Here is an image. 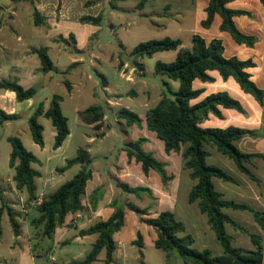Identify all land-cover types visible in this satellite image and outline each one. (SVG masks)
Listing matches in <instances>:
<instances>
[{"label":"rangeland","instance_id":"rangeland-1","mask_svg":"<svg viewBox=\"0 0 264 264\" xmlns=\"http://www.w3.org/2000/svg\"><path fill=\"white\" fill-rule=\"evenodd\" d=\"M184 1L126 0L117 2V7L113 9L109 5V0H35L34 3L0 0V27L2 28L0 30V80H17L22 86L34 87L37 91L31 103L28 100L18 102L16 99L14 101L0 99V105L5 103L7 108L13 107L12 113L18 115V118L6 122L4 127L0 128L1 183L5 184L4 180L13 177L15 173L9 166L11 145L7 138L12 135L18 136L26 149L39 159L38 163L33 164V167L41 173L37 178L39 191L44 189V181L52 177V184L46 189V195L57 190L85 168L91 169L95 174V179L89 186L91 188L101 178H108V171L111 168L116 169L117 165L124 164L127 158L125 145L130 140L134 141L142 137L139 132L141 127L129 126L125 119L117 118L116 113L109 108L106 104L108 96L102 86L100 74L108 78L111 91L120 89L124 92L121 99L117 100L116 111L125 107L142 117L159 101L156 86L159 85L161 90L168 92V86L164 83L167 81L172 91H178L179 81L157 75L155 72L158 60L171 62L176 58L177 51L160 52L152 57L146 56L139 59L138 61L144 65V72L134 65L136 58L131 55V52L142 41L161 39L166 36L180 37L184 45L190 47L189 33L184 28L187 24L182 11ZM200 2L203 3L204 0ZM35 6L45 18L42 26L34 24L33 8ZM99 14L104 16L101 25L79 21L82 16H98ZM167 25L169 26L166 28ZM212 30L217 31L216 23ZM71 34L75 40L70 38ZM40 47H48L55 69L47 74L38 70L37 72L40 73L30 77L27 69L40 66L38 56L33 53L34 49ZM121 60L128 63L125 70L126 78L131 75L135 83L122 78L119 68ZM133 67L136 69L134 74L131 73ZM213 73L218 74L217 71ZM65 80L71 82L73 86L71 92L68 91ZM235 82L237 83L236 80ZM143 83L148 84L150 90L144 88ZM133 91L137 92V95H131ZM54 94L63 97L61 105L71 131V136L58 149H54L55 129L51 120L45 117L39 118V122L44 126L43 147L33 141L29 127L30 117L36 106L41 102L49 106ZM246 94L253 98L251 94ZM93 105H102L106 110L107 120L103 128H97L80 118L79 112ZM255 141L254 138L244 137L237 143L241 150L251 151L254 149ZM245 143H249V149L244 148ZM153 148L156 150L158 148L155 142ZM79 150L90 153V163L76 164L61 171L68 160L78 156ZM215 152L209 159L210 163L223 167L237 179H248L237 169L233 160L223 156L217 150ZM169 159L171 169L180 168L179 155L174 154ZM215 183L216 188L227 198L243 201L237 197V192L243 188V185L239 187L221 179H215ZM7 184L10 185L9 182ZM151 185L157 189L154 182ZM8 186L6 192L10 198L9 202L15 206L18 215L24 220L25 228L26 230L28 228L32 239L29 241L27 235H24L21 240V244L24 245L15 247L13 252L15 237L9 217L5 214L2 218L0 264L5 262L3 259L19 262L21 252L26 247L39 253L36 256L37 264H65L66 260L72 261L73 255L82 253L85 257L89 253L81 252V250L84 247L89 248L90 243H93L92 239H87L84 243L73 241L70 244L55 245L53 239L45 237L42 228L33 224V219L39 216L37 208H30L27 214L21 213L17 206V196L10 195V192L12 194L14 192L12 187ZM187 197L186 195V201L180 199V205L186 204ZM121 200L126 201L123 196ZM133 201L143 208L151 205L145 217L154 218L159 214L156 211L158 207L156 199L143 195L142 200L133 196ZM195 206L200 212L198 206ZM191 207L195 208L194 205ZM178 212L175 213L176 217L184 221L188 230H191L189 220L182 218ZM229 213L239 222L245 221L244 217L249 214V212L233 209L229 210ZM204 217L207 218L205 215ZM246 225L252 231V226ZM209 232V234L204 233L202 238L197 236L194 247L201 249L202 244L206 243L213 252L217 249L221 250L213 231L210 229ZM156 237L153 226L142 222L137 213L126 210L125 225L115 235L118 244L123 243V246H118L117 249L120 250L115 253L117 259L112 264H167L169 253L155 246ZM234 239H236L235 236ZM104 258L105 251H102L95 264H104ZM174 259L181 261L179 257L173 258V261Z\"/></svg>","mask_w":264,"mask_h":264},{"label":"trees","instance_id":"trees-1","mask_svg":"<svg viewBox=\"0 0 264 264\" xmlns=\"http://www.w3.org/2000/svg\"><path fill=\"white\" fill-rule=\"evenodd\" d=\"M13 1L35 2V0ZM119 1L126 0H109L110 7L115 9L117 7L116 3ZM227 2L228 0H210L207 7L208 16L202 22L203 26L210 27L215 15L219 14L222 17L220 26L222 31L229 32L237 43L253 47L257 38L241 32L234 21L235 16L249 14V12L231 9L227 6ZM261 2L264 4V0H261ZM33 17L35 26L44 24L45 18L36 6L33 8ZM103 18V14L98 16L85 15L79 21L101 25ZM70 38L75 40L73 34L70 35ZM224 49L221 39H213L207 42L201 35L194 34L191 47L183 46V41L180 38L166 36L161 39L142 41L131 52V55L136 58L134 65L138 67V70L144 72V65L138 61L139 59L146 56L152 57L159 52L177 51L176 58L171 62L158 60L155 72L157 75L179 81V90L172 91L169 83L164 81L165 85L168 86V92L163 91L158 103L147 110L146 125L150 131L156 134L158 139L164 142V149L167 154L175 152L181 154L184 158V169L189 170L190 177L196 180V184L189 194V202H199L200 211L207 215L211 229L215 233L216 241L222 247V255L213 256L209 249L198 250L193 247L195 238L187 232L186 224L178 220L172 211H161L156 217L148 218L145 217V214L151 208V205L143 208L126 200L124 196L126 201L123 202L121 200L122 195H116L111 202V207L114 209L112 215L106 221L98 220L88 228L80 231L81 236L96 234L97 239L91 251L82 260L75 261L76 264L96 262L102 251H105L104 264H112L115 261L118 242L115 240L114 235L125 225L126 210L137 213L142 222L153 226L157 234L154 242L155 246L169 253V261L172 260V256L176 255L181 259L182 264H262L264 257L262 236L251 233L248 228L225 213L224 209L233 208L251 212L263 231L264 211L256 210L249 204L237 203L223 198V194L215 189L213 178L217 177L229 182H235L236 180L221 167L207 162V158L210 156L207 149L209 146L233 160L240 171L260 185V179L249 165H253V158H264V155L243 152L235 145V141L244 137H261V131L236 126L226 128L201 126V123L210 114L221 116L220 106L235 109L241 113L245 112L241 102L230 96L228 92L212 93L196 104L191 103L193 99L199 97L202 93V90L194 88V81L199 79L203 82H213L214 77L210 75V71H218L225 80L233 77L244 92L251 94L260 105H264V90L257 86L248 72V69L254 67L255 63L251 59L226 58ZM33 53L40 60V72L47 74L55 69L48 47L36 48ZM123 65L124 62L121 60L119 67ZM100 75L102 85L106 86L107 77L103 74ZM64 83L68 91L71 92L73 88L71 82L65 80ZM0 89L14 92L18 102L29 100L37 94L34 87L26 88L17 80L12 79L0 80ZM131 95L135 96L137 93L133 91ZM62 101L63 97L61 95L54 94L48 108L41 102L34 109L30 117L29 127L33 141L39 146H44V126L39 122V118L42 116L51 120L55 129L54 149L60 148L70 135L68 118L63 113ZM79 115L84 122L100 128L106 110L102 105H93L80 111ZM117 117L125 119L129 126H142L141 116L128 108H121L117 112ZM16 118H18L17 114H8L0 108V128L4 127L6 122ZM7 140L11 145L9 166L15 171L13 175L15 187L19 194L26 197V204L32 207L38 198L37 178L41 175L33 167V164L38 163L39 159L26 149L18 136H9ZM146 141L147 139L144 137L128 141L124 148L127 157L129 161L135 159L136 162L140 163L146 175L151 170L157 172L164 187H167L174 176L168 174L164 162L157 159L153 153L144 150L143 146ZM78 153L77 157L67 161L61 171H65L76 164L90 163L89 152L79 150ZM92 177V170L85 168L79 171L71 180L62 184L57 190L48 193L44 197L41 205L37 207L39 216L33 219V224L42 228L45 237L53 239L56 229L65 224L66 217L69 214L84 210L83 196L86 193L88 181ZM116 187L122 194L133 195L138 200H142L143 195L155 199L153 190L150 187L131 186L121 180L116 181ZM104 193L105 190L102 187H98L92 192L90 203L94 209ZM5 213L9 217L14 234L19 236L21 224L17 219L18 211L5 202L0 206V234L2 233L1 221ZM226 224H229L237 232L248 235L254 248L248 250L235 247L232 243L233 237L226 230Z\"/></svg>","mask_w":264,"mask_h":264},{"label":"crops","instance_id":"crops-1","mask_svg":"<svg viewBox=\"0 0 264 264\" xmlns=\"http://www.w3.org/2000/svg\"><path fill=\"white\" fill-rule=\"evenodd\" d=\"M209 1L210 0H204L203 3H201L200 0H185L184 1V6H183L182 11L184 12L185 21L187 23L184 28L189 33L188 38H190L189 40L191 41V45H192V37L194 34L201 35L207 42H210L213 39H221L224 44V48H225L224 56L226 58L237 57L241 60L251 59L255 63V66L249 68L248 72L251 74V79L257 84V86L261 88L262 90H264V4L261 2V0H228L227 2V6L231 9L244 10V11L249 12V14H243V15H238L234 17V21L238 29L241 32L247 35L255 36L257 38L255 45L253 47H249L245 44L237 43L233 39L232 36H229L231 35L229 32L221 30L220 26L222 23V17L219 14L215 15L213 23L210 27L207 28L203 26L202 22L206 20L208 16L207 7L209 5ZM215 23L217 25V31L212 30V27L215 25ZM168 26L169 25H167L166 28ZM177 38H180V37H177ZM183 46H185L184 41H183ZM127 67H128V63L126 62L124 63L122 67H119L120 74L122 78L128 79L130 83H135L136 81L131 77V75L126 78L125 70ZM40 68H41V64L35 69H27L28 70L27 74H29L30 77L36 76L37 73H40V72H37ZM135 72H136V69L133 67L131 69V73L134 74ZM210 75L214 77L213 82H203L199 79H196L194 81L193 83L194 88L202 90V93L199 97L193 99L191 103L196 104L202 101L205 97H207L208 95L212 93L224 91V92H228L230 96L240 101L245 112L241 113L235 109H229V108H224L220 106L219 108L221 110V116L210 114L208 118L205 119L201 123V126L202 127H218V128L236 126V127L245 128V129L260 130L262 135L261 137L254 138L256 141L253 144L254 149H251V151H243L238 147L237 142L241 141L243 138L240 140H236L235 145L243 152L261 153L264 155V105L263 106L260 105L254 97L252 98L251 96L246 94V92H244L241 89L240 85L235 82L233 77H230L227 80H225L222 78L219 72L218 74H214L213 71H210ZM143 85H144V88H146L147 90H150L149 89L150 87L148 86V84L143 83ZM156 87L159 92L158 100H160L163 90L160 89L159 85ZM103 88L108 96L106 104L117 115V112H118L116 111V107L118 105L117 100L121 99V97L124 95V92L120 89L111 91L110 82L108 78H107V85L103 86ZM0 99L3 101L6 99H8L9 101H14L16 99V94L9 90L0 89ZM32 100H33L32 98L29 99L28 100L29 103H31ZM45 107L48 108L49 106L45 105ZM0 108L5 110L8 114H12V112L14 111L13 107L7 108L5 103H2L0 105ZM141 118L143 122H142V126L139 132H141L142 137L147 139L146 143L143 146L144 150L147 152L153 153L159 158L160 161L166 164V169H167L168 174L174 176L173 180L168 184L167 187H164L162 180L157 172H155L154 170H151L149 174L146 175L142 170L141 164L136 162L135 159L129 161L128 157L126 158L124 164L117 165L116 169L111 168L110 171H108V175H109L108 178L106 179L101 178L99 182L94 183L92 187L89 188L90 183L93 182L95 179V174L93 173V177L90 181H88V184L86 187V193L83 196L84 210L78 213L69 214L66 217L65 224L56 229L54 233V237H53V241L55 245H59L60 243L70 244L73 241L84 243V241H86L87 239H92L93 243H90V247L82 248L81 252L91 251L92 245L97 239V235L93 234V235L81 236L80 231L88 228L90 225H92L94 222L98 220L106 221L112 215L114 211V209L111 207V202L116 195H122L126 198V200L135 203L133 201V195H124L116 187L117 180H121L123 182L129 183L131 186L150 187L153 190L156 201H158V207L156 211L158 212L172 211L174 214L179 211L178 213L180 214L182 218H187L191 224V230H188L187 228V232L192 234L193 237L195 238L193 247L197 243V239H198L197 236L202 238L204 233L205 234L206 232H208V234L210 233L209 230L211 229V226L208 222V217L206 214H203L200 211L199 202L198 201H195L193 203L189 202V194H190L192 187L196 184V180H193L190 177L189 170L184 169V162H185L184 158L182 157L181 154L175 153V152L167 154L164 149V142L162 140L161 142L160 139L158 140L156 134L147 129L146 114L144 117L141 116ZM106 120H107V114L102 120V126L100 128H103ZM132 126H137V125H132ZM70 136H71V133L68 137ZM154 142L158 146L157 150L153 148ZM243 146L246 149L250 148L249 143H245ZM207 149L210 152V156L207 158V162L209 164H212L209 162V159L214 156V154L216 153L215 150L217 149L209 147V146L207 147ZM174 154L180 156L181 166L179 169L177 168L171 169V163H170L169 157ZM252 162H253V165H249V167L255 173V175L260 179V185H258L254 180H252L245 173L244 174L248 177V179H245V178L237 179L235 176L229 173L236 181L235 182L225 181L229 183H234L239 187L243 185V188H241L237 192V197L241 198L243 201H235L233 199H229L225 196V194L222 191H219L216 188L215 179H220V178L214 177L213 183H214L215 189L218 192L223 194V198L228 199V200H233L237 203L249 204L256 210L264 211V158L256 157V158H253ZM221 168L224 169L223 167ZM237 169L239 170L238 167ZM8 182L10 183L9 186L7 184ZM152 182L155 183L157 187V189L155 188L156 190L151 185ZM4 183L5 184H2L0 180V206L3 202H5L8 205L12 206L17 211L15 206L9 202L10 198L9 196H7V192H6V187L8 186V187H12V191L14 192L13 194L10 192V195L12 197L14 195L17 196L19 194L18 190L15 187L13 177L5 179ZM98 187L104 188L105 193H104V196L98 201V204L96 208L94 209L90 203V196L92 192ZM186 195L188 196L187 197L188 201L186 202V204L183 203V205H180V199L182 198L184 201H186ZM192 205H194L195 207L194 209L191 207ZM195 205L198 206L200 212H198ZM231 209L233 208H226L224 209V212L227 213L236 222L248 228L251 233L262 236L263 238L262 245H263V253H264V231L262 227L260 226V224L254 219L252 213L247 210H240L244 212H249V214H247L244 217L245 221L239 222L238 220H236L230 215L229 210ZM233 210H239V209H233ZM204 215L207 218H205ZM17 219L19 223L21 224V233L19 236H16L12 230L13 236L15 237V242L13 243V246H14L13 252H15L14 250L15 247H19V246L22 247L24 245V244L23 245L21 244V240L24 235H27L29 241H31L32 239V237L29 236L28 228L27 230L25 228L26 225H24L25 224L24 220H22L19 215ZM246 224H249L250 226H252L253 228L252 231L249 227H247ZM1 227H2V221H1ZM226 230L233 237L232 243L235 247L245 246L242 248H245L248 250H251L254 248L248 235L237 232L229 224H226ZM70 233H72V235H70ZM2 234L3 232L0 234V238L2 237ZM115 235H114V238H115ZM214 236H215V233H214ZM234 236L236 237V239H234ZM215 240H216V236H215ZM204 249H209L206 243H203L201 249H198V250H204ZM119 250L120 249H117L116 253ZM211 252L213 256H220L222 255L223 250L221 247V250L217 249L215 252L211 250ZM38 254L39 253H35V251H32L31 248L26 247L25 250L21 252V257H20L19 262H14L13 260L9 261L7 259H3L5 261L3 264H37L36 256H38ZM1 256L2 255H0V258H2ZM83 258L85 257H83L82 253L73 255L71 259L72 261L66 260L65 264H76L75 261L82 260ZM115 258L117 259L116 255H115ZM173 258L177 259L178 256L176 255L172 256V260L170 261L168 260L167 264H182V262L179 260L174 259L175 261H173ZM96 262L92 264H95ZM262 264H264V257H263Z\"/></svg>","mask_w":264,"mask_h":264},{"label":"built area","instance_id":"built-area-1","mask_svg":"<svg viewBox=\"0 0 264 264\" xmlns=\"http://www.w3.org/2000/svg\"><path fill=\"white\" fill-rule=\"evenodd\" d=\"M52 184V177L48 178L44 182V189L39 191L37 200L33 203L32 207L37 208L43 202L44 197L46 196V189L49 188ZM17 206L21 213L27 214L30 208L26 204V197L23 194L17 195ZM118 246H123V243H119Z\"/></svg>","mask_w":264,"mask_h":264}]
</instances>
